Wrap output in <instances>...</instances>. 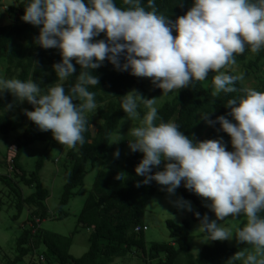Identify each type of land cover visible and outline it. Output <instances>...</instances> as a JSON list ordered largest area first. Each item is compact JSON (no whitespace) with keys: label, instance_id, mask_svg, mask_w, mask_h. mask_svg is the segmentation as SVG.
<instances>
[{"label":"clouds","instance_id":"9594fccd","mask_svg":"<svg viewBox=\"0 0 264 264\" xmlns=\"http://www.w3.org/2000/svg\"><path fill=\"white\" fill-rule=\"evenodd\" d=\"M122 2L124 7L116 0H26L20 19L39 27L35 46L58 51L61 59L52 65L57 79L44 89L32 78L0 79V96L7 92L15 98L3 111L27 102L33 110L23 114L40 132L50 131L59 145L75 148L85 143L83 133L90 126L85 113L97 107L96 93L89 90L99 84L93 71L105 60L119 72L150 78L162 95L204 81L213 72L215 91L227 95L238 92L237 77L220 70L234 64L235 54L246 48L253 53L264 49V0H192L186 14L175 20L159 12L156 0ZM101 33L104 38L96 39ZM73 61L80 66L74 81ZM32 64L36 67L38 61ZM155 100L135 89L119 97L120 109L129 117H136L141 106L147 109L127 133L129 151L142 154L134 172L143 180L135 186L155 182L174 196L182 185L204 199L215 219L194 211L182 197L170 203L193 213L199 221L196 231L208 242L235 237L249 246L227 264H264V92L243 90L227 100L225 115L210 119L211 110L201 117L207 126L219 125L231 150L223 137L197 141L178 124L164 122ZM112 155L119 158V149ZM154 169L160 170L153 174ZM125 177L120 172L115 179ZM229 216L246 221L232 232L217 223Z\"/></svg>","mask_w":264,"mask_h":264},{"label":"trees","instance_id":"16d2710c","mask_svg":"<svg viewBox=\"0 0 264 264\" xmlns=\"http://www.w3.org/2000/svg\"><path fill=\"white\" fill-rule=\"evenodd\" d=\"M25 2L26 0H17L16 5L4 8L11 21L6 25H0V60L6 62L2 79L32 78L44 89L56 82L52 65L59 62L61 57L55 49L45 50L33 44L34 37L39 33V27H33L20 19L24 14ZM142 3H146V0H142ZM116 4L124 7L122 0H116ZM191 5L192 0H156L159 12L172 20L186 14ZM0 8H2V0H0ZM173 35L175 36V33ZM103 38L104 34L101 33L96 39ZM235 55V63L225 66L220 71L234 75L228 67L237 65L245 77L252 76L254 79L248 88L241 85L237 79L235 82L237 93L227 95L218 93L212 84V77L216 73L210 72L204 81H197L188 88L168 93L167 96L171 95V99L157 110L158 118L164 122L171 121L178 124L184 135L194 136L197 141L223 137L226 150H231V145L228 143L230 138L227 134L217 131L219 125L207 126L201 117L211 110L210 119L215 120L217 116L225 115L229 111L224 107L227 100L232 95L241 94L243 90L251 88L264 92V49L253 53L246 48L243 54ZM35 61H38L36 67L32 64ZM73 63L76 68L72 76L74 81L79 75L80 66L75 65L74 61ZM93 74L98 77L99 84L97 88L89 90L96 93L97 107L94 111L98 123L95 124V132H92L91 125L94 120L91 114L86 113L85 118L90 126L86 125V131L83 133L84 145L77 144L75 148H68V165L63 173L64 185L58 205L60 218L62 215H67L62 209L83 187L86 175L95 170L96 163L104 164V160L112 150L109 146L110 136L127 115L120 109L119 97L133 89L148 99L156 98L162 93L151 84L150 78H137L128 72H119L107 60L100 68L94 70ZM14 99L7 92L0 96V133L8 135L22 129L10 148L13 153L11 177L0 176V209L6 191L7 197L11 198V204L15 206L17 212L15 217L18 218L24 209L27 211V217L16 242L18 255L4 264H18L26 256L30 257L27 264H112L115 258H124L128 255L142 257L145 262L154 260L156 264H176L180 255H184L186 264H227L237 252L249 249L248 245L240 244L239 247L233 248L223 241H213L211 246H203L200 253L193 256L190 252L192 242L190 226L191 223H199V221L190 212L181 225L172 221L166 222L169 242L147 246L145 232H136L135 229L146 226L143 222L144 213L159 185L152 182L139 188L135 186L138 181L143 180V177L136 176L134 172V168L142 159V154L130 153L122 165L127 177L121 181L115 179L120 171L110 166L95 172L91 190L77 215L76 225V228L90 232L89 247L81 257L74 258L69 251L76 229L66 237L41 229V226L36 228L34 223V220L38 219L41 224L49 217L45 204L48 190L42 185L39 176L44 158L38 159L36 169L31 173H27L20 164L23 152L35 142L59 144L52 138L50 131L40 132L25 117L24 109L33 110L27 102H17L14 109L3 111L5 105L13 103ZM156 122L158 123L159 119ZM160 168L162 169V165ZM157 170L160 169H154L153 174ZM21 187L29 190L23 194ZM178 192L180 197L193 203L194 211H198L201 215L207 214L210 219L215 218L214 214L204 207L203 198L188 192L182 185L178 188ZM32 230H35L34 234ZM201 235L204 236L202 233ZM40 247L43 248L41 254L44 256V261L38 259L40 253L35 258Z\"/></svg>","mask_w":264,"mask_h":264},{"label":"rangeland","instance_id":"374dc122","mask_svg":"<svg viewBox=\"0 0 264 264\" xmlns=\"http://www.w3.org/2000/svg\"><path fill=\"white\" fill-rule=\"evenodd\" d=\"M16 4L17 0H2V8H0V25H6L11 21V18L8 17L4 8ZM5 67L6 62L5 60L1 59L0 79L3 77ZM228 69L234 73L240 84H243L245 88H248L252 84V80H254L252 76L245 77L244 73L237 65H231L228 67ZM155 99L154 107H156L158 110L162 104L171 99V95L168 97L167 95H162V93H160ZM146 111L147 109L141 106L138 109V115L136 117H129L126 115L122 119L117 130L110 136L109 146L112 150L108 153L106 159L104 160V164L102 162L96 163L95 170L89 172L86 175L84 178L83 187L76 193V196L71 198L68 204L63 207L62 211L67 215H62L61 218L59 217L60 212L58 210V205L64 185L63 173L65 168H67L66 166L68 165L67 152L69 147L66 145L64 147H60L54 143L35 142L26 148L20 158V164L27 173H31L36 169V164L39 158H44L39 176L42 185L48 190V198L46 199L45 204L48 209L49 217L48 219L41 222L40 226L41 229L66 237L70 236L76 229V232L72 236V243L69 251L70 255L74 258L81 257L87 252L89 247L88 237L90 232L88 230L76 228V225L77 215L83 208V204L88 196L89 191L91 190L95 172L100 168H109V166L114 170L123 172L122 165L126 157L131 153L127 147L126 141L131 139V137L127 135V133L130 128L140 124ZM86 113L92 115L91 117L94 121L91 125V129L92 132H95V124L98 123L95 111L92 110V112ZM21 132L22 129L16 132H11L8 135H3L0 133V176L11 177L10 167L12 165L10 163L13 159V153L10 151V148ZM117 149L120 151V156L119 158L114 159L112 154ZM160 188L161 186H158L156 193L149 202L143 217V222L148 229L144 234L147 246L153 243L164 244L169 242L170 238L168 229L166 227V222L172 221L177 225H181L182 222L188 217L189 213L178 211L170 203V201H174L176 197H180L178 189L176 190V194L174 196H168L165 192L161 191ZM21 190L24 194L29 189L21 187ZM16 215L17 212L15 206L11 204V198H8L7 192L4 191L3 206L0 209V264L12 261L18 255L16 250V242L17 238L21 235L23 229L21 226L26 220L27 211L24 209L18 218L15 217ZM237 220L238 221H232L231 217L229 216L226 217L224 221H217V223H222V227L234 232L237 227L241 226L246 221V218L239 216L237 217ZM197 225L198 223H191L190 226V233L192 237L190 252L193 254V256H197L203 246H211L213 244V241L208 242L199 231H196ZM223 242H225L227 246L233 248L240 246V244L236 242L235 237H233L231 240H226ZM42 250V247L37 250L35 258H37V255L41 253ZM29 259L30 257L26 256L18 264H27ZM112 264H156V261L153 260L151 262H145L142 257L128 255L124 258H115ZM176 264H186L184 255H180L178 257ZM237 264H239V262H237Z\"/></svg>","mask_w":264,"mask_h":264},{"label":"built area","instance_id":"2783aa9c","mask_svg":"<svg viewBox=\"0 0 264 264\" xmlns=\"http://www.w3.org/2000/svg\"><path fill=\"white\" fill-rule=\"evenodd\" d=\"M12 164V160H11V163ZM10 166V165H9ZM34 223L36 224V228L40 227V221L38 219H35L34 220ZM31 226V225H30ZM136 232H139V231H142V232H146L147 231V227L146 226H143V227H137L135 229ZM32 233L34 234L35 233V230H32ZM38 259L40 261H44V256L40 253L39 256H38Z\"/></svg>","mask_w":264,"mask_h":264},{"label":"crops","instance_id":"0c3cea01","mask_svg":"<svg viewBox=\"0 0 264 264\" xmlns=\"http://www.w3.org/2000/svg\"><path fill=\"white\" fill-rule=\"evenodd\" d=\"M145 225V224H144ZM23 226V225H22ZM22 226H21V228H22Z\"/></svg>","mask_w":264,"mask_h":264}]
</instances>
